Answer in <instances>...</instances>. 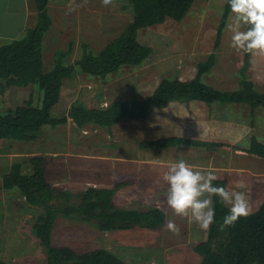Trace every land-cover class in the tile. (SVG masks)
Listing matches in <instances>:
<instances>
[{
    "label": "rangeland",
    "instance_id": "1",
    "mask_svg": "<svg viewBox=\"0 0 264 264\" xmlns=\"http://www.w3.org/2000/svg\"><path fill=\"white\" fill-rule=\"evenodd\" d=\"M72 5L79 7L69 12V6ZM226 5L227 0H195L182 21L168 19L163 24L141 29L138 39L152 49V55L141 66L126 65L118 73L102 79L83 73L76 65L74 74L64 79L60 102L52 110L53 117L68 116L76 101L84 103L88 108H106L117 101H132L135 98L147 100L165 78L190 81L196 77L199 63L212 53L217 55V64L203 76V82L221 91L239 89L245 53H237L229 46L232 35L226 27L229 18L221 42L216 45ZM35 7V0H0V45L25 36L26 30L37 22H29L30 25L27 24L25 30H22L26 10L33 11ZM49 14L52 25L43 44L45 72L55 68L58 53L67 51L72 42L74 52L63 60L65 65L76 64L83 56L86 50L83 44H88V50L98 54L133 21L134 9L129 0H114L107 7L101 0H52ZM11 36L15 38L9 39ZM250 63L248 77L255 82L260 92H264V56L251 55ZM44 94L39 85L8 89L4 94L0 92V114L4 115L29 100H32L33 106L42 107ZM189 104L193 108L192 112L185 108L188 104L172 103L170 107L155 109L146 121L131 123L134 120L124 119L120 122L121 126L111 129L95 124L80 127L69 118L66 125L44 126L35 140L0 141V260L13 264H48L47 252L33 232L37 218L43 212L42 208L27 203L18 189H3V176L15 163L24 164V171L31 172L33 164L29 159L35 156L45 158L47 179L60 190L52 204L62 207L78 205L80 194L88 187H100L108 183L113 185L121 179H127L104 169L108 164V161H104L105 158L123 154L137 157V152L140 151V148H136L137 142L148 137L145 133L148 124L155 127L158 120L168 116V112L174 113V110L177 112L179 109L178 113H184L180 118L191 117L197 124L204 121L206 131L212 126L216 127L218 123L219 132L216 131L213 139L207 133L203 138L206 142H227L241 138L239 145L248 147L252 133L241 125H235V121L251 125L257 121L262 126L254 133L258 140L264 142L263 107L258 108L254 114L248 104L242 103L207 104L192 101ZM197 106L201 109L196 108ZM228 119L232 123L223 122ZM128 124H132L129 127L136 125L138 131L134 136H139L140 139L128 142V147L124 143L118 145L116 132ZM162 133L161 137L168 135ZM152 150L144 149L142 154L151 155L154 152ZM208 150L209 148H202V151ZM232 162L236 167L244 165L252 169L255 166L264 168V161L252 157L233 158ZM138 188L136 184L133 188H127V196L131 197L134 194L131 190L138 191ZM126 190L122 191L127 192ZM125 192L119 193L125 196L123 201L119 202L118 197L115 198V204L119 208L146 210L158 205L156 200L149 201V195H145V201H138L144 194L133 196L137 197L134 202L124 201L128 198ZM66 193L70 195L66 196ZM248 199L251 213L256 212L264 201L255 197V200ZM160 202L162 210L167 212L165 201ZM169 218L179 224V236L167 229L101 231L95 225L59 214L55 220L52 240L55 246H68L78 253L106 249L127 264H200L201 258L194 246L208 240L209 231L198 229L191 232L186 225V218L173 215ZM187 235L191 238L188 246L171 247L180 243L179 239Z\"/></svg>",
    "mask_w": 264,
    "mask_h": 264
},
{
    "label": "trees",
    "instance_id": "2",
    "mask_svg": "<svg viewBox=\"0 0 264 264\" xmlns=\"http://www.w3.org/2000/svg\"><path fill=\"white\" fill-rule=\"evenodd\" d=\"M52 0H35L37 22L26 30L21 39H13L0 45V92L18 87L39 85L44 91L42 107L33 106L32 100L17 106L6 114H0V141L14 139L32 141L39 137L44 126L66 125L71 118L78 126L95 124L111 129L124 119L146 121L154 109H164L172 103L189 104L200 101L207 104L219 102L248 104L255 114L264 108V92L248 77L251 68V54H244L245 65L241 69V87L233 91H221L203 82V76L211 72L217 64V55L212 53L199 63L196 77L190 81L163 79L147 100L137 98L132 101H117L106 108H88L76 101L68 116L53 117L52 110L60 102L64 79L74 74L77 65L87 75L106 79L118 73L124 66L138 67L152 55V49L138 39L139 31L144 28L163 24L168 19L182 21L192 9L195 0H129L133 9V21L123 32L105 46L98 54L88 50L76 64L65 65L63 60L74 52V43L67 51L58 53V61L50 72L44 71L43 44L50 30L52 19L49 5ZM230 16L228 3L218 31L217 44ZM197 145L199 142L183 138H169L144 145ZM247 152L264 158V142L252 137ZM33 164L31 172L24 171V164L15 163L3 176V189H18L27 203L41 207L43 212L33 227L35 236L47 252L48 264H127L113 252L97 249L78 253L68 246L57 247L53 244L52 234L55 220L59 214L97 226L101 231H132L146 229L161 231L167 222L166 213L152 207L146 210L118 208L114 197L119 185L113 188L88 187L80 194L78 205L56 207L52 202L60 190L47 179L45 158L35 156L29 159ZM216 186L227 188V180L218 179ZM66 193V196H69ZM215 223L212 224L208 240L194 246L201 258L200 264H264V202L260 208L223 231L219 230L222 218L228 214L229 206L221 204L213 197ZM0 264H13L0 260Z\"/></svg>",
    "mask_w": 264,
    "mask_h": 264
},
{
    "label": "crops",
    "instance_id": "3",
    "mask_svg": "<svg viewBox=\"0 0 264 264\" xmlns=\"http://www.w3.org/2000/svg\"><path fill=\"white\" fill-rule=\"evenodd\" d=\"M37 14L38 12L36 10V7L35 10L33 11L29 9L26 10V16L24 23L22 25L23 26L22 30H25L27 24L30 25V23L36 22ZM0 35L2 34L0 33ZM11 38H15V37L13 36L9 37V39ZM185 108L191 112L193 111L191 104L186 105ZM196 108L199 107L197 106ZM178 111L180 110L178 109ZM178 111L176 112L174 110V113L168 112L167 114L168 116H164L155 123L158 125L160 124V126L156 125L158 127L156 126L153 127V125L149 123L147 128L145 129V133L148 134V137L143 140L138 138L139 136H134L136 134V131H138V128L136 127L135 124H134L135 127L133 126L129 127L132 124H128L127 126H123L122 128H119L118 132H116V137L118 140L117 144L121 145L122 143H124V145L127 144L128 147V142L134 141L135 139H140L139 142H137L138 144L136 147V148H140V151L137 152V157L127 156L126 154H123V156L118 155L116 157L105 158L106 160L104 161H108L107 162L108 164L103 167L104 169H106L107 171L110 170V172L113 171L117 174L118 177L127 178V179H121L120 181L114 183L113 185L110 181L111 184L108 183L103 186H100L99 188H113L119 185L116 195L114 197V201L115 198L118 197L119 202H121L123 201L125 196H122L123 194L119 195V193L120 192L124 193L125 191L122 190H126L129 187L133 188L134 185L136 184L139 187L137 189L138 191H136V189L131 190L134 192V194L133 195L131 194L132 196L128 197L127 194L129 193L128 190H126L127 192H125V194L126 197L128 198H126V200L124 201L131 200L132 202H134L137 197L135 198L133 196L144 194L143 198L137 199L138 201L142 202L145 201L144 198H147L145 195H149L150 196L149 201L156 200L158 204L157 206H153V207H158V208L160 207L162 209V206H160L161 204L160 201L162 200L165 201L166 203L164 192L166 191L167 186L166 185L158 186L154 182L158 179L160 173L167 170V165L169 163L175 162L179 159H184L190 165L195 166V168L198 170L212 171L219 177V179L227 180V189L234 191H243L247 194L248 198H252L251 200H255V199H260L261 201L264 200V195H261L264 192V168L255 166L254 169H252L251 167L247 168V166L244 165H242L241 167H236L232 165L234 164L232 162L233 158L252 157L257 159L258 161H264L263 160L264 158L258 157L256 155L247 152L250 145L248 147L240 146L239 143L241 141V138L227 142H222V141L206 142V140L204 139L207 133L208 135H210L211 139H213L215 137L216 131L219 132V130L217 129L218 123L216 124V127L212 126L211 128L208 129V131H206L205 129L206 124H204V121H202L203 123L201 124H197L196 120H193L191 117L182 116L180 118V116L183 115L184 113L180 114L178 113ZM134 122L138 123V121H133L131 123ZM223 122H225L226 124L232 123L230 119L226 121L223 120ZM118 125L121 126L122 124L120 123ZM235 125L238 126L241 125L244 128L248 129V132L252 133V137L255 136L254 132H256L260 126H262L257 121L256 124L252 123V125L249 123L242 124L240 122L235 121ZM160 127L162 128L160 129ZM162 132H165L168 135H166V137H161V135L164 134ZM169 138H183L189 141L191 140V141L199 142L200 144L197 145L180 144V145H168V146H164L162 144H158L155 146L144 145V142H153V141L164 140ZM251 139H249L250 143H251ZM148 148L149 149L152 148L153 149L152 151L154 152L151 155H147L144 153L142 154L143 152L142 150ZM202 148H207V149L209 148V150L207 152L202 151ZM128 149L131 151V148ZM222 154L225 156L222 157ZM254 197L255 199H253ZM134 209H138V208H134ZM166 210L167 212L165 213L167 215V220L170 219V218L168 219V217L171 215L176 216L168 206ZM186 225L190 228L189 231L191 232L193 230L199 229V227L195 223L187 222ZM165 227L164 229H166ZM185 233L186 232H184V234ZM189 238L190 237L188 235L184 236L179 239L180 243H178L177 245H172L171 247L178 245L188 246V243H190L188 242Z\"/></svg>",
    "mask_w": 264,
    "mask_h": 264
},
{
    "label": "clouds",
    "instance_id": "4",
    "mask_svg": "<svg viewBox=\"0 0 264 264\" xmlns=\"http://www.w3.org/2000/svg\"><path fill=\"white\" fill-rule=\"evenodd\" d=\"M113 2L101 0L106 7ZM227 3L230 16L226 27L232 33L229 46L237 53L264 56V0H227ZM77 7L79 5H72L68 10L75 11ZM218 179L214 172L198 170L179 159L169 163L154 183L167 186L164 196L174 215L186 218L205 232L215 223L213 197H218L221 204L229 206L228 214L219 225V230L223 231L239 218L249 216L252 208L245 192L214 185ZM166 229L176 236L181 234L180 226L172 219L167 220Z\"/></svg>",
    "mask_w": 264,
    "mask_h": 264
},
{
    "label": "bare ground",
    "instance_id": "5",
    "mask_svg": "<svg viewBox=\"0 0 264 264\" xmlns=\"http://www.w3.org/2000/svg\"><path fill=\"white\" fill-rule=\"evenodd\" d=\"M8 1V0H7ZM14 1V0H13ZM8 25V24H7ZM6 27V24L4 25Z\"/></svg>",
    "mask_w": 264,
    "mask_h": 264
}]
</instances>
